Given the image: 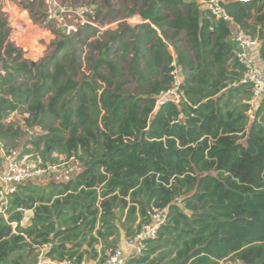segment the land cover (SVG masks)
Instances as JSON below:
<instances>
[{
  "label": "trees",
  "instance_id": "1",
  "mask_svg": "<svg viewBox=\"0 0 264 264\" xmlns=\"http://www.w3.org/2000/svg\"><path fill=\"white\" fill-rule=\"evenodd\" d=\"M133 3L139 9L126 15L146 23L107 30L102 44L86 45L87 27L63 37L61 49L39 63L22 60L11 47L4 51L0 142L17 146L24 134L4 120L27 112L20 156L52 163L58 154L79 160L82 169L66 182L17 186L7 218L0 217V264H36L41 251L52 261L81 264L86 254L97 257L100 240L101 263L121 235L133 236L150 222L153 209L165 210L167 221L126 264H264V97L251 104L252 87L241 83L231 41L232 26L248 31L264 62V0H225L232 23L209 18L189 0ZM106 12L115 13L110 2ZM3 27L0 44L8 35ZM179 42H187L192 56ZM82 45L98 55L86 58L92 77L75 80ZM167 45L182 69L179 104L157 103L170 87ZM128 58L127 73L140 89L135 94L123 88L120 62ZM35 127L43 131L32 132ZM29 210L32 218L21 227ZM114 236L109 248L103 239Z\"/></svg>",
  "mask_w": 264,
  "mask_h": 264
},
{
  "label": "built area",
  "instance_id": "2",
  "mask_svg": "<svg viewBox=\"0 0 264 264\" xmlns=\"http://www.w3.org/2000/svg\"><path fill=\"white\" fill-rule=\"evenodd\" d=\"M34 1H38L43 9V21L56 26V29L61 34V37H71L77 35L80 30L87 27L94 30L97 34L105 32L108 28L115 27L118 22L111 26L106 25L99 19L100 8L96 5L87 2H80L75 7L68 4H62L59 0H0V13L5 18L8 26V35L0 44V79L7 76V68L4 62L6 57L4 51L11 47L17 50L20 54L26 53L32 63H35L42 58L48 47L56 42V34H51V29L46 28L41 31L46 34L48 40L44 38L38 39L37 45L41 50L31 53L30 49L24 48L22 41L14 37L26 36L22 34L27 29V23H30L28 18V8ZM198 6L209 18L221 20L227 23H232V19L226 13L224 4L225 0H189ZM239 3H247L251 0H234ZM26 6L27 8H23ZM101 6V5H100ZM23 16V24L15 23L14 13ZM125 23L131 24V20L124 19ZM139 22H142L141 20ZM40 30V29H39ZM40 32V31H39ZM231 41L234 44L233 56L234 59L243 68L241 83L250 84L252 87L251 104L256 100L264 97V62L257 56L256 50L258 40L253 37L248 31L240 30L238 27L233 31ZM55 44V43H54ZM168 53L171 57L169 63L168 76L170 78V87L168 90L161 92L157 96V103L162 101H171L174 104H179L184 100V92L182 90V69L176 60V55L173 49L167 45ZM32 55V56H30ZM25 57V55H24ZM23 57V58H24ZM18 112H13L8 115L5 124H10L14 115ZM21 115L22 119H28L30 114L25 112ZM0 210H4L9 196L14 194L17 186L26 183H33L45 176L52 175L58 168H63L66 159L60 162V165L43 162L41 159L29 161L28 157L17 158L11 153L6 152L4 144L0 142ZM58 157V154H53ZM69 160L75 159L71 158ZM167 221L166 211L153 209L150 222L140 227L139 231L130 237H124L120 244L105 252V255L100 264H126V260L130 257H137L142 253L144 244L148 240H152L157 236L158 229ZM226 261L220 262L224 264ZM36 264H75L74 261L66 259L62 261H52L46 259L43 252L37 256Z\"/></svg>",
  "mask_w": 264,
  "mask_h": 264
},
{
  "label": "rangeland",
  "instance_id": "3",
  "mask_svg": "<svg viewBox=\"0 0 264 264\" xmlns=\"http://www.w3.org/2000/svg\"><path fill=\"white\" fill-rule=\"evenodd\" d=\"M62 4H68L69 6L71 7H75L78 3H75L74 0H59ZM89 0H80V2H87ZM103 2V0H94L95 3H98V2ZM79 2V3H80ZM113 10L115 13H107L106 12V6H103L100 11H99V19L101 22L105 23L106 25H109L111 26L112 24H115L116 22H118L117 24V29L121 30L124 28V24H126L125 22H123L124 19H126L128 16L126 15V10L127 9H135V10H138L139 8L135 7L134 6V3H133V0H109ZM137 6H139V3L136 4ZM23 8H27L26 6H23ZM28 11H29V14H28V18L30 20V23H27L28 27L27 29L25 30H22L24 31L22 34H27L26 36H21L19 34V36H17V34L14 35V37H17L19 38L21 41H22V44H23V47L24 48H27V49H30L31 50V53H35L37 50H41V48L37 45V40L40 39V38H44L46 40H48V37H46V34L43 35V33H41V31H44L46 28L48 29H51V34H56V42H53L49 47L48 49L45 51V53L43 54L42 58H40L38 61H36L35 63H39L41 60L43 59H46L51 53H53L56 49V44L60 41H62V37H61V34L59 33V31L56 29V26L53 25V24H49L47 25V23L45 21H43V18H44V15H43V9L40 5V3L38 1H34L31 6H29L28 8ZM14 13V12H13ZM127 16V17H126ZM14 18L16 20L15 23H22L23 22V16L21 15H18L16 13H14ZM119 22H122V23H119ZM124 23V24H123ZM0 24H3V29L6 30L8 29V26L6 24V21H5V18L3 17V15L0 13ZM23 24V23H22ZM121 24V25H119ZM132 25V24H130ZM40 29V30H39ZM107 30L109 31H115L116 29H114V27H111V28H108ZM106 30V31H107ZM40 31V32H39ZM234 30H232L233 32ZM9 33V31H8ZM86 38L88 37L89 40L86 41V45H91L93 46L94 44H96V42H99V43H104L106 40H107V36H105V32L102 34H97L94 30L92 29H87L85 33ZM81 35V33H80ZM79 35V36H80ZM76 35L74 36H71L72 38H75ZM179 38L185 40V36L183 33L179 34ZM55 43V44H54ZM85 45V44H84ZM82 45V47H78L80 49V51L83 50V52L81 53V61H80V70L75 78V80H79V79H89L92 77L91 73L88 71V68H89V63L87 62L86 58H92V57H95L98 55V51H94V53L92 54V56L89 55V49H88V46H85ZM178 46L181 48L182 51L186 52L188 55H191L192 56V53L191 51L189 50V46L187 44V42H179L178 43ZM173 49V48H172ZM174 51V49H173ZM175 53V51H174ZM25 55V57H24ZM176 55V54H175ZM32 56V55H30ZM24 57V58H23ZM25 58H29V56L23 52H21V59L22 60H25L26 62L28 63H32L30 60L28 59H25ZM6 61H8L6 59ZM0 62L2 63L3 62V59L0 58ZM131 65V62L129 60V58L127 60H125L124 63L120 62V66L123 70L122 72V75L124 76L123 78L125 79L124 82V90H126L127 92L129 93H138L140 91V89H137L139 86L137 84V81L133 78H131L127 71L129 69ZM104 73V76H107V74L105 72ZM21 82H23L24 84L26 85H31L32 81H29V80H20ZM105 89H108V90H112V88L110 87L107 88V87H104ZM43 102L45 103L46 102V99H43ZM11 124H13L14 128L20 132V133H23L24 134V138H21L20 140L17 141V145H21L24 144L26 142V140L28 139V134L27 131H26V127L24 125V121L21 117V115H15L13 118H12V121H11ZM58 125V122L55 121L54 122V126H57ZM35 131L37 134H40L42 131H43V128L41 127H35L34 129H32V132ZM7 146L8 148L12 147L13 144L11 141H7ZM20 146V147H21ZM19 153V151L17 150V154ZM80 154V153H79ZM16 156V155H14ZM52 158H55L56 159V165H60V162L63 161L65 159L64 156H58V157H55L54 155H52ZM65 166H68V168L70 169H73L72 172H77V171H80L82 169V164L79 160H76L75 164L73 163H69L68 165H64L63 167ZM61 169L58 168L56 173H55V180L56 181H63L65 182V180H67V177H64V175H62L61 173ZM71 172V174H72ZM54 175V174H53ZM52 175L50 174L49 176H45V177H50L51 179H53V177H51ZM49 178V179H50ZM124 214V213H123ZM118 215H119V211H118ZM0 216L1 217H4V218H7L6 214H5V211L4 210H0ZM15 225L13 224L12 227H14ZM115 238L116 236H114V238H111L110 240H107L106 242L108 244H111L110 242L112 241H115ZM119 242V241H118ZM116 243L117 245L119 243ZM100 243L98 247V249L100 248H104L105 245L102 244V241L100 240ZM91 255V254H89ZM224 264H239L237 261H234V260H226V262H224Z\"/></svg>",
  "mask_w": 264,
  "mask_h": 264
},
{
  "label": "crops",
  "instance_id": "4",
  "mask_svg": "<svg viewBox=\"0 0 264 264\" xmlns=\"http://www.w3.org/2000/svg\"><path fill=\"white\" fill-rule=\"evenodd\" d=\"M127 19H129V20H131V24L132 25H130V24H128V23H126V24H124V25H126V26H129V27H135V26H138V25H142L143 23H146V22H139L141 19L137 16V15H129L128 17H127ZM124 22V21H123ZM250 22V21H249ZM120 23V22H119ZM122 23V22H121ZM114 29H116L115 31H117L118 29H117V25L114 27ZM232 30H235L236 29V26H232V28H231ZM158 32V31H157ZM104 33V32H103ZM102 33V34H103ZM123 39H125V37H123ZM114 47L116 48V45L114 44ZM171 47V46H170ZM172 48V47H171ZM167 51H168V49H167ZM121 52L119 51V50H117L116 49V51H115V54H116V56H115V58H117V55L118 54H120ZM17 115H19V113H17ZM15 116V115H14ZM13 116V117H14ZM25 144V143H24ZM24 144H22V146L21 145H17L16 147H9L8 148V146H7V143L5 144V150H6V152H8V153H11L12 155H16V157L17 158H23V157H28V160L29 161H36L37 159H40V157L37 155V154H27V155H23V156H20L21 155V153H22V150H23V147H24ZM21 146V147H20ZM29 148V147H28ZM17 150L19 151V153L17 154ZM80 153V152H79ZM78 153V154H79ZM80 155V154H79ZM59 156H62V155H59ZM0 160H1V154H0ZM65 160V159H64ZM47 163H50L49 161L47 162ZM69 163H74L75 164V161H73V160H67V161H65L64 162V164L65 165H68ZM51 164H56V161L55 162H52ZM61 169V171L63 172H61L62 173V175H64V177H67V180H69L70 178H72V177H74L79 171H77V172H72L73 171V169H69L68 168V166H65V167H63V168H60ZM71 172H72V174H71ZM55 173H56V171H55ZM55 173H53L52 174V176L51 177H53V179H51L50 177H45V178H43V179H40V180H38V181H36V182H33V183H36V184H38V185H44L45 183H47L48 181H56L55 180V178H56V176H55ZM50 178V179H49ZM67 180H65V182L67 181ZM57 182H59V181H57ZM60 182H63V181H60ZM32 215H33V211L32 210H29V211H24V213H23V220H22V222H21V227H25V226H27L28 224H29V221H30V219L32 218ZM138 222H139V218H137V221H136V223H135V225L134 226H136L137 224H138ZM106 238V237H105ZM105 238L103 239V241L104 242H106L107 240H110L111 238H106V240H105ZM112 238H114V237H112ZM123 238H124V235H121L120 236V240H119V244H120V242L123 240ZM113 242V241H112ZM112 242H110L111 244H108L107 242V245H108V247L110 248V247H112L113 246V244H112ZM101 244V243H100ZM118 244V245H119ZM117 245V246H118ZM97 246H99V244L98 245H96L95 246V249H96V252H97V257L96 258H93L91 255H89V254H86V255H84V257H83V261H82V263L81 264H100V258H101V249L102 248H100V249H98V247ZM117 246H115V247H117ZM83 249L84 250H86L85 249V247H83ZM110 249H112V248H110ZM107 250H109V249H107ZM107 250H105V252L107 251Z\"/></svg>",
  "mask_w": 264,
  "mask_h": 264
},
{
  "label": "water",
  "instance_id": "5",
  "mask_svg": "<svg viewBox=\"0 0 264 264\" xmlns=\"http://www.w3.org/2000/svg\"><path fill=\"white\" fill-rule=\"evenodd\" d=\"M108 2H109V0H103L102 5L108 7ZM62 46H63V42H62V41L58 42V43L56 44V49H55V51H54L53 53L59 51V50L61 49ZM32 64H34V63H32ZM31 131H32V130H31ZM114 214H115L116 216H118V210H114ZM0 217H1V216H0ZM105 240H106V238H105Z\"/></svg>",
  "mask_w": 264,
  "mask_h": 264
}]
</instances>
